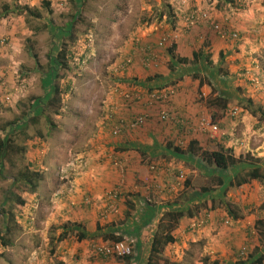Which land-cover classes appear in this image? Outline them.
<instances>
[{
  "label": "rangeland",
  "instance_id": "1",
  "mask_svg": "<svg viewBox=\"0 0 264 264\" xmlns=\"http://www.w3.org/2000/svg\"><path fill=\"white\" fill-rule=\"evenodd\" d=\"M250 1L254 0H0V129H4L0 134L18 149L25 148L7 156L6 168L0 166V231L4 232L8 224L3 210L15 212L21 226L12 237L14 246L0 245V264H61L55 242L61 233L57 227L66 222L56 219L58 222H52L54 218L49 221L54 209L48 204V191L53 183L45 182L47 177L58 178L61 168L60 163L51 165L49 152L43 153L44 149L47 151L45 143L59 124L72 127V122L64 121L60 114L69 108L72 112L79 110L77 102L86 95L99 102L100 97L108 95L111 86L115 95V89H121L114 85L116 79L134 65L147 70L145 75L149 72L147 75L152 76V72L159 70L161 73L154 74L167 82L162 89L170 93L166 101L154 103L149 114L139 113L146 121L135 136L138 140L146 138L148 143L151 140L150 145L161 150L168 144L185 150L183 155L169 150V155L161 153L157 160L150 161L141 144L128 147L137 150V157L144 160L149 173L168 175L158 183L150 199L161 200L162 196L165 202L177 203V212L182 210L188 221L181 242L175 247L169 245L168 252L164 254V250L159 257V264H237L255 253L264 256V183L254 180L242 187L224 185L214 191L217 177L225 182L234 181L237 173L244 174L251 168L241 164L222 172L203 156L205 151L232 150L236 158L250 155L259 159L257 165L264 170V97L257 87L264 90V48L258 50L259 54H252V64L243 47L244 36L249 35L244 32L243 15ZM259 2L264 4V0ZM25 6L38 9L42 17L20 14V8ZM191 16L195 17L193 24L188 20ZM220 31L228 32L229 38H222ZM63 46L74 52L75 59L69 70L59 69L57 74L51 69ZM172 48L173 57L169 54ZM194 52H202L205 61L202 58L194 61ZM208 55L210 66L205 59ZM82 57L87 61H80ZM128 58H133V63L124 72L113 70ZM182 58L187 62H180ZM171 64L177 66L175 72ZM219 70L225 78L219 75L221 72L217 74ZM200 80L208 87L197 88ZM217 80L222 85L228 80L229 93L224 92L229 97L226 108L222 107L223 101L216 100L222 95L221 87L214 88ZM182 84L187 88L185 93L176 87ZM245 84L252 91H260L254 102L252 93L243 90ZM54 87L66 95L52 107L48 103ZM181 93L187 95L185 104L192 106L185 115L174 111L173 100ZM241 95H247L246 101L237 99ZM139 102L149 108L145 100ZM100 104L92 107L93 116ZM162 111L170 114L169 120H160ZM203 121L216 124L220 135L213 137L209 129H202ZM150 129L157 130L158 136L147 138L144 133ZM85 138L84 145L79 144L63 166L78 159L88 163L86 157L80 156L89 137ZM194 141L198 143L195 155L190 146ZM26 170L42 175L36 191L23 181H14ZM187 180L191 182L189 186ZM74 181L73 178L66 185L71 188ZM118 187L121 191L118 204L122 207L128 197L124 198V186L116 185L113 189ZM202 188L214 192L204 193ZM17 197L27 205L18 209ZM119 217V214L113 217L118 227L123 222ZM166 231L160 229L158 234L165 236ZM104 236L102 242L83 244L110 264L136 261L138 252L133 238L127 239L132 251L130 259L96 253L95 245L114 242ZM72 237L76 243L73 234L68 239Z\"/></svg>",
  "mask_w": 264,
  "mask_h": 264
},
{
  "label": "crops",
  "instance_id": "2",
  "mask_svg": "<svg viewBox=\"0 0 264 264\" xmlns=\"http://www.w3.org/2000/svg\"><path fill=\"white\" fill-rule=\"evenodd\" d=\"M259 1H250L248 9L243 15V27L246 29L244 32L249 34L244 36V40L242 39L243 47L246 48L244 52L248 54L247 60L251 61L252 64L254 63L252 54H259L258 50L261 47L264 48V32H262L264 30V26L262 27V24H264V4H260ZM128 43H126L125 47ZM136 48L138 49V47ZM136 58L135 56L134 59ZM138 67L137 65L132 66L125 75L116 79L114 85L121 87V89L114 91L115 95L112 94L111 86L108 95L104 98H99L101 104L95 112L96 116L92 114V107L99 105V102L95 103L88 95L77 102L79 110L72 112L69 108L64 114H60V116L63 115L64 121L72 122V127L59 124L56 132L50 134L51 139H49V142L45 143L47 144V151L44 149L43 153L49 152L51 154V165L55 166L60 163L58 168L66 170L68 167L66 165L63 166V164L69 160L71 153L73 150H77L79 144L84 145L85 137H89L84 151L80 154V156L86 157L88 160V167L80 172L79 177L75 179L71 188L66 184H61L58 178L47 177L45 181L47 184L53 183V188L48 191V204L53 206L52 209H54L49 215V221L51 218H54L52 222H55L56 219L63 222L82 224V226H71L68 230L74 231L79 228L80 230L84 229L88 234L87 239L79 241L76 235L72 233L77 238L76 243H73V237L68 239L71 233L61 241L57 239L55 248L57 254L59 253L58 259L62 261L61 264H110L105 258L102 259L105 261L103 262L83 244L86 242L88 246L90 242H102L105 237L104 235L108 238L107 241L113 238L112 235H120L125 239V242H127L128 238H133L136 242H134L137 247L136 251L138 252L136 261L133 264H148L151 250L156 244L160 229L164 231L169 230V228L171 229V235L176 240L175 243L169 244H174L173 247L178 242H181L179 241L182 239L180 238L181 236L184 237L183 232L185 225L188 224L187 219L185 220V217L176 218V221L171 218V215L178 211L176 208L177 203L165 202L162 196L161 200H158L157 197H151L150 199V195L156 192V188L159 186L158 183L163 178L167 179L168 175L163 176V174L156 175L155 173L152 174L153 172L149 173L144 160L137 157V150L128 148L132 147V144L135 145V143L139 146L141 144V147H144V151L147 153V158L153 161L161 157V153L169 155L170 151L168 147L161 150L157 146H151V140L149 143L146 141V138L138 140L137 136H135L138 128L131 129L127 126L126 131H133L126 132V135L125 132H121L117 136H113L112 133L123 122L129 123L134 116H139L140 112L149 114V112H152L150 109L154 107H152L154 104L152 102L151 106L147 108L142 106L143 102H139L138 100V102L128 103L127 105L122 100L124 98L123 94L141 92L144 96L140 101L145 100L147 103L148 90L154 92L153 90L158 88V82L154 81L152 88L149 87V82H146V79L150 76L147 75L149 72L145 75L144 72L146 73L147 70L144 69L143 71ZM113 70L116 69L114 68ZM153 70L155 71L156 69L153 68ZM154 73L161 72L158 70L152 72L151 75H157ZM260 82L258 83L260 84ZM248 83L250 85V82ZM182 85L176 87H179V90H183L184 93L185 91L187 92L186 86ZM199 86L200 82H198L196 87L198 88ZM207 87L208 85L204 84L201 88L205 89ZM219 87L222 90L220 98L224 97L222 99L228 101L229 97L224 95V92L229 90L228 80L224 85H222L221 81H218V84L214 88L217 89ZM257 87L263 92L261 96L263 98L264 90H261L259 85ZM243 90H248L249 93H252L250 95L252 101L260 94L259 90L257 92L255 90L252 91L247 84L244 85ZM227 93L229 92L227 91ZM96 94L98 95L99 91ZM182 94H179V98L173 100V105L175 112L185 115L188 110L192 109V106L185 104L184 100L187 99V95ZM245 97L247 98V95H241L237 99L241 101L245 99L246 101ZM144 135L151 139L158 136V133L157 130L150 129ZM168 171L170 172V169ZM135 182H139L141 187L139 185L134 186ZM141 183L144 184L145 188H142ZM116 185L124 186V198L128 197L130 199L125 198L124 206H119V213L117 214L120 217L118 219L123 220L119 227L117 220L113 218L115 214L101 216L105 212L106 194L112 191ZM128 213L130 216L126 219L125 215ZM251 223V220L248 219V224L252 225ZM62 225L57 227V230L61 232L58 238L65 231ZM165 234H167V231ZM169 245L164 248V254L168 252Z\"/></svg>",
  "mask_w": 264,
  "mask_h": 264
},
{
  "label": "trees",
  "instance_id": "3",
  "mask_svg": "<svg viewBox=\"0 0 264 264\" xmlns=\"http://www.w3.org/2000/svg\"><path fill=\"white\" fill-rule=\"evenodd\" d=\"M46 5L49 6V2H46ZM20 14H25L26 16H31V17H35V18H41L42 17L41 12L38 9H32L28 6L20 8ZM26 19H28V17ZM173 47H175V46H173ZM173 50H174L173 48L169 50V54H170V56L172 55V57L174 55ZM221 56H222V54H221ZM193 57H194V61H198L200 58H202V60H204V54L202 52H194ZM210 58L211 57L209 55H208V57L205 58L206 61L208 62L209 66L212 65ZM74 59H75L74 52L70 51L67 48V46H63L61 48L60 52L58 53L56 60L53 63V65L54 64L55 65L53 66L54 68H52L51 71H54L55 73L59 74L58 73L59 69H60V71L61 70L62 71L69 70L71 62L74 61ZM83 59H84V57H82L80 61H82ZM180 62L185 63V62H187V59L182 58L180 60ZM123 63L121 62L120 65H122ZM170 66H171L172 71L174 70V72H175L177 66H175L173 64H171ZM218 72H221V73H219V75H223L222 70L217 71V74H218ZM225 76L226 75L224 74L223 78H225ZM159 80H160L159 76L154 75V76H149L146 79V82H149V84H150L149 87H151V88H152L153 81L158 82V88H156V89H158L157 91H162L163 90L162 88L166 87V85H168V84L166 81L164 82V80H162V79L160 81ZM204 84H205L204 80H200V86H203ZM70 87H71V84H69L67 86V90ZM51 90H53V88ZM115 91H117V88L115 89ZM153 91H156V90H153ZM52 93H53V95L49 100L48 106L54 107V106H56V104H58L61 101V99H63L65 97L66 94L63 91H61L59 89V87H54V91H52ZM135 94H137V93H133V92L129 93V95L132 96L131 99H127L125 97L122 98L125 105H127L128 103L131 104V103H135V102L140 101L137 98H135ZM216 100L223 101L224 105L222 107L226 108V101L227 100H224L220 97H216ZM142 104H144V102ZM146 104H148V103H146ZM149 106H151V105H149ZM58 112H59V110H58ZM177 114L179 115V113H177ZM168 115L170 116L169 113H168ZM138 117H140V116H138ZM138 117L134 116L131 119V121H129V123L126 124V122H123L120 127H116V128H119L121 130V132H123V133L125 132V135H126L127 134L126 133L127 132L126 131L127 126L130 128L131 122L136 120V118H138ZM145 121H146V118H145ZM142 126H140V127H142ZM54 127H55V125H54ZM5 128H6V126H5ZM0 131H4V129H0ZM197 144L198 143H196L195 141L190 143V146L192 148L191 153L194 155H195V149L194 148H195V145H197ZM167 146H168V150L176 151L178 154H181V155H183V153L185 154V150H183L181 148L174 147V146H172V144H168ZM16 150L25 151V148L18 149L17 147H15L13 142H11L10 140L4 139L0 134V166H3L4 168H6L7 156L11 152H15ZM142 154L144 155L143 150H142ZM203 156H204L205 161L208 164H213L219 171H222V172H226L230 168L235 167V166L238 167L241 164H243L244 167L249 166V168H251L248 172H246L244 174L237 173V176L235 177L234 181L225 182V180L222 177H220V176L217 177V188H213L214 191H216L219 187H223L224 185H228L226 187H229V186L242 187V186L248 184L250 181H254V180L255 181H262L264 183V170L262 169V165H257L260 162V160L257 158L255 159L250 155H246V156H242L240 158H236L232 154V150H229L227 152L226 151L223 152L222 150L214 151V152L205 151V152H203ZM85 169L86 168H82L81 171L85 170ZM79 175H80V173L77 174V176H79ZM77 176L74 177V179H76ZM41 179H42V175L40 173L35 172V171H31V170H26L25 172H20V174L18 176L14 177V181L16 183L23 181L30 187V189L32 191H36ZM190 183L191 182L189 180L186 181V185L189 186ZM118 186L122 187V185H118ZM119 189L120 188L118 187L116 189H113L110 192H114V191L119 190ZM213 190L211 188H202V191L204 193H210ZM110 192H108L106 194V199H107V195ZM214 200H215V197L213 198L212 201H214ZM25 204H26V202L24 200L17 197V204L16 205H17L18 209H21ZM180 212L181 213L176 212L175 214H172L171 218L175 219L176 221H177L176 218H182L184 216V214H183L182 210H180ZM2 214L5 216V218H7L8 224H7L6 230L4 232L0 231V245L3 248H8V247L14 246V241H13L12 237L15 235V233L17 231H20L21 226H20L19 221L17 220V215L15 214V212L3 210ZM125 216L127 219V218H129L130 214L128 213ZM76 225L82 226V224H78L75 222H66L65 224H63L62 226H64L65 231L61 234V236L58 238V240L59 241L63 240L65 237H68L70 233L71 234L73 233L74 235H76V237L78 238L79 241H83V240L87 239L88 234L86 233V231L84 229L80 230L79 228L76 227L77 230H74V231L68 230V228H70L71 226L75 227ZM172 228H173V226H172ZM170 233H171V229L169 228V230H167V234H165V236H163L162 234H159V236H157L156 244L154 245V247L151 250V255H150L148 264H159L160 263L159 257L162 255L164 248L167 245H169L170 243L176 242L175 238ZM111 239L114 242H124L125 241V239L121 236L120 237L119 236H116V237L113 236V238H111ZM107 240H108V238H107ZM162 244H163V246H161ZM130 258H131V256L124 257V259H130ZM164 264H167V262H164ZM237 264H264V256L262 254L259 255V253L258 254L255 253V254L251 255L250 257H248L247 260H244V261L240 260Z\"/></svg>",
  "mask_w": 264,
  "mask_h": 264
},
{
  "label": "built area",
  "instance_id": "4",
  "mask_svg": "<svg viewBox=\"0 0 264 264\" xmlns=\"http://www.w3.org/2000/svg\"><path fill=\"white\" fill-rule=\"evenodd\" d=\"M195 17L191 16L190 18H188V20H192V22H190L191 24H193ZM218 30H220V27L218 25L215 26ZM220 34L223 38H227V34H229L228 32H224V31H220ZM235 36V35H234ZM229 38V37H228ZM160 46L163 45V42H160L159 44ZM85 61H87V59H84ZM83 60V61H84ZM133 59L132 58H128L124 64L120 65L118 68V71H123L125 70L130 64H132ZM170 93L167 91H165L164 89L162 91H154L148 94V100L147 103L149 105H151L152 103H158V102H164L167 100L168 95ZM125 98L127 99H131L132 96L129 94H125L124 95ZM135 98H137L138 100L143 99V94L141 93H137L135 94ZM236 114V112H235ZM160 120L162 121H167L170 119V116L168 115V113L166 111H162L159 114ZM145 123V118L140 116L138 118H136V120H134L133 122H131L130 124V128L131 129H135L138 128L140 126H142ZM201 128L202 129H209V132L213 135V137H218L219 134V128L216 124H213V122L211 121H203L201 122ZM121 132V130L119 128L115 129V131L113 132L114 135H119ZM67 169L63 170L61 169L59 171L58 174V178L61 180V182L63 184H67L68 182H71V180L77 176V174L79 173V169L81 168H87L88 167V163L85 162L83 159H78L76 161H72L70 164L67 165ZM119 190H116L114 192H110L107 195V199H106V205H105V212L101 214L102 217L106 216V214H117L119 213V204H118V199H119ZM108 201V202H107ZM95 252L104 256V257H126V256H130L132 251H131V247L124 241V242H113L109 245H95L94 246Z\"/></svg>",
  "mask_w": 264,
  "mask_h": 264
},
{
  "label": "clouds",
  "instance_id": "5",
  "mask_svg": "<svg viewBox=\"0 0 264 264\" xmlns=\"http://www.w3.org/2000/svg\"><path fill=\"white\" fill-rule=\"evenodd\" d=\"M84 59H85V57H84ZM84 59H83V60H84ZM132 59H133V58H132ZM83 60H82V61H83ZM132 63H133V62H132ZM123 64H124V63H123ZM130 65H131V64H130ZM130 65H129V66H130ZM118 66H120V65H118ZM129 66H128V67H129ZM128 67H127V68H128ZM118 68H119V67H118ZM118 68H117V67L115 68L116 71H117L118 73H119V72H124V71L127 69V68H126V69L123 70V71H118ZM140 93H141V92H140ZM124 95H125V94H123V96H124ZM143 96H144V94H143ZM138 128H139V127H138ZM116 129H117V128H116ZM114 131H115V130H113V132H114ZM113 135H114V133H113ZM114 136H116V135H114ZM115 215H116V214H115ZM126 243H127V242H126ZM123 258H124V257H123Z\"/></svg>",
  "mask_w": 264,
  "mask_h": 264
}]
</instances>
